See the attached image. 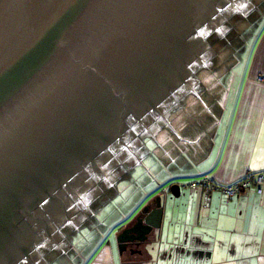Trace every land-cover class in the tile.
<instances>
[{"label":"water","instance_id":"water-1","mask_svg":"<svg viewBox=\"0 0 264 264\" xmlns=\"http://www.w3.org/2000/svg\"><path fill=\"white\" fill-rule=\"evenodd\" d=\"M231 1L0 0V264L35 244L38 206L78 196L85 169L103 171L129 128L170 108L196 68L200 33ZM169 192L178 198L180 186ZM161 213L157 197L145 224Z\"/></svg>","mask_w":264,"mask_h":264},{"label":"crops","instance_id":"crops-1","mask_svg":"<svg viewBox=\"0 0 264 264\" xmlns=\"http://www.w3.org/2000/svg\"><path fill=\"white\" fill-rule=\"evenodd\" d=\"M252 40L239 83L227 70L241 55L215 74L206 97L185 107L153 144L148 160L156 164L154 174L174 183L187 179L186 186L206 175L227 185L264 172V26ZM225 74L229 84L223 87ZM132 176L140 182L119 187L114 215L105 216L111 226L85 235L89 243L74 250L81 257L77 264H264V186L259 194L251 184L228 201L212 190L207 203L201 193L186 187L181 195L180 189L174 201L158 197L160 219L147 226L157 197L148 198L143 171ZM130 229L146 232L143 241H129L138 236ZM122 240H128L125 248Z\"/></svg>","mask_w":264,"mask_h":264},{"label":"flooded vegetation","instance_id":"flooded-vegetation-1","mask_svg":"<svg viewBox=\"0 0 264 264\" xmlns=\"http://www.w3.org/2000/svg\"><path fill=\"white\" fill-rule=\"evenodd\" d=\"M263 9L264 0H232L219 10L216 24L200 33L205 45L202 46L199 58L191 63L196 68L190 73L186 83L170 94V108L160 112L169 122L183 114L186 103H194L206 95L205 84H212L215 74L225 70L217 62L224 63L234 56L233 51L228 49H231L236 25L245 23L249 26L248 23L253 24L256 19L257 24L264 18V15L261 17L259 14ZM243 50L244 48L240 53ZM166 102L167 98L158 104L162 106ZM159 114L153 119L143 118L140 123L129 128L126 148L111 150L112 157L106 163L103 164L101 160L98 162L97 168H103V171L85 169V176H81V183L76 187L78 196L72 197L70 190H64V196L56 198L57 204L49 202L46 207L43 203L36 208L35 220L31 223L35 244L23 251L20 259L13 264L80 262L81 257L74 256V250L81 243H89L86 234L96 233L104 228L105 216L114 215L116 210L111 207V203L121 197L120 185L130 182L138 163L149 158L153 146H149L151 140L156 142L163 132L169 131V127L163 122V115L159 117ZM147 115L150 116V111ZM85 184L88 186L84 188ZM131 226L133 223L127 228Z\"/></svg>","mask_w":264,"mask_h":264},{"label":"rangeland","instance_id":"rangeland-1","mask_svg":"<svg viewBox=\"0 0 264 264\" xmlns=\"http://www.w3.org/2000/svg\"><path fill=\"white\" fill-rule=\"evenodd\" d=\"M260 16L262 17V15H264V9L259 13ZM254 20V18L252 19ZM257 20V19H256ZM255 20V22H256ZM252 22V21H251ZM253 22L252 23H248L249 27L247 24L244 23V25L242 26L241 30L239 31L236 40L231 48V51H233L234 56H232L228 61L224 62L222 65L223 67L228 68L229 65L233 64L234 62H237L236 60L238 59V63L234 64L232 67L228 68V73L231 71L232 76L231 79L233 81V84H237L239 83V81L241 80V76L242 74L245 72L246 67H247V63H248V58L251 52V45H252V39L256 38L257 35L260 33V31L262 30L263 26H264V19H262L261 21L257 22V24ZM254 27V29H253ZM251 39V40H250ZM250 41V42H249ZM249 42V43H248ZM244 48V50L240 53V50ZM224 69V68H223ZM221 72V71H220ZM222 78V77H221ZM220 84L224 87L225 85L229 84L228 83V78L227 75L225 74L223 76V78L220 80ZM206 86V84H205ZM206 89V88H205ZM205 96H203L204 99ZM191 105V103H186L184 105V107H189ZM185 111V110H184ZM183 111V112H184ZM190 111V109H189ZM154 143H156L155 141H153L151 143L150 146H152ZM153 160H155V156H152ZM158 163V162H157ZM156 165V164H155ZM155 165H152L150 163V160L145 159L142 160L140 163H138V165L136 166V169L133 171V174L136 175L138 173L139 170L143 171V173H145L148 177V185L146 187V190H151L148 192V198L151 197H162L164 198V196L166 195V198L169 199L170 201H174L175 198H173L169 192V188L171 185L173 184H179L180 189H181V195H184L185 192V188L187 187V185L185 186V184H187V179H181L180 181H172L171 179H169L168 177L166 178V176H164V174H154V170L153 167ZM132 179V184H138L140 182V179H138L135 176L131 177ZM134 182H138V183H134ZM125 183L121 184L124 185ZM120 185V189L121 186ZM163 189H165L167 192H163ZM117 201H113L111 203V207H115ZM141 205H139L140 207ZM138 207V208H139ZM116 208V207H115ZM124 212V211H122ZM121 212V213H122ZM108 224V225H107ZM104 224V227H110L111 225L109 223Z\"/></svg>","mask_w":264,"mask_h":264},{"label":"built area","instance_id":"built-area-1","mask_svg":"<svg viewBox=\"0 0 264 264\" xmlns=\"http://www.w3.org/2000/svg\"><path fill=\"white\" fill-rule=\"evenodd\" d=\"M251 184H253L256 188V192L261 194L264 186V172L258 173L254 176L246 175L243 179L227 185L218 184L212 177L206 175L201 179L188 184L187 187L193 192L201 193L204 203H207L209 193L212 190L220 191L228 201L236 196L240 191L248 188Z\"/></svg>","mask_w":264,"mask_h":264}]
</instances>
